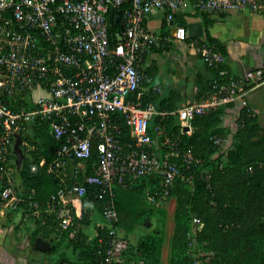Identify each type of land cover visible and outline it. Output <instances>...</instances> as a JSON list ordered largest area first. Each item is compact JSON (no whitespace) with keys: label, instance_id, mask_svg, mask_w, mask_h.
Returning a JSON list of instances; mask_svg holds the SVG:
<instances>
[{"label":"built area","instance_id":"2783aa9c","mask_svg":"<svg viewBox=\"0 0 264 264\" xmlns=\"http://www.w3.org/2000/svg\"><path fill=\"white\" fill-rule=\"evenodd\" d=\"M189 4L206 12L250 8L264 13V0H0V199L20 216L26 210L22 204L32 215H40L35 191L28 197L21 192L14 140L29 125L48 123L49 134L59 145L47 172L58 177L61 186L45 203V211L68 230L78 212L75 202L84 200L90 187L97 188L102 205L85 201L81 206L86 215L99 214L104 221L99 226L106 233L99 238L100 257L95 264H152L138 250L139 239L134 241L132 233L117 225V185L144 179V203L166 206L175 197L177 179L193 183L194 167L202 163L192 149L181 151L179 141L169 135L164 134L158 144L150 131L153 117L177 115L189 132L194 117L219 107L233 104L252 111L248 95L264 83L263 67L242 76L231 74L221 68L226 56L216 43L206 36L191 38L185 25L174 24L176 12ZM112 9L123 10L121 15L113 14L120 24L115 44L109 31ZM153 9L165 11L166 21L175 25L171 34L158 35L146 27L145 17ZM188 39L208 67L218 68L219 75L229 79H213L205 97L171 112L154 102L144 104L146 56L173 40ZM213 142L221 150L231 144L229 137L214 136ZM21 146L25 154L34 148L24 139ZM94 148L97 158L89 172ZM44 164L41 159L39 166ZM203 226L194 215L189 239Z\"/></svg>","mask_w":264,"mask_h":264},{"label":"trees","instance_id":"16d2710c","mask_svg":"<svg viewBox=\"0 0 264 264\" xmlns=\"http://www.w3.org/2000/svg\"><path fill=\"white\" fill-rule=\"evenodd\" d=\"M209 25L206 22V38L216 43L225 54V46L211 37ZM119 28V22L109 24L111 44L117 42L116 32ZM208 68L213 73L209 82L210 89L205 95L200 89L197 94L199 100L212 90L213 79H229V75H219L218 68ZM221 68L225 69L224 65ZM157 98L155 92L145 93L143 103L155 102ZM157 104L162 110L174 111L179 107V96L171 93ZM224 113L225 106H222L203 116L194 117L189 132L181 127L177 115L171 114L164 118L155 116L150 122V131L158 144L162 143L164 134L169 135L179 141L181 151L192 149L194 155L202 160L201 164L194 167L193 183L179 178L172 192L176 197V206L169 264H264V127L247 106L241 108L234 129L221 125ZM159 126L163 134L159 133ZM20 134L34 146L18 170L21 192L28 197L34 190L41 206V213L34 220V239H53L45 254L53 255L62 249H71L77 255L76 260L64 258L58 264H95L100 257L99 238L106 230L98 226L96 235L86 236L85 230L91 225L92 218L82 212L81 206L85 201H91L98 207L102 205V201L96 197L97 188L90 187L85 199L75 202L78 210L75 223L70 229L62 230L55 215L45 211L44 207L61 186L60 179L47 172V165L54 159L59 143L49 134L46 122L33 123ZM230 135L232 142L224 150L213 142L214 136L228 138ZM96 158L94 148L89 172L94 171L93 161ZM41 159H45L43 166H39ZM33 164L38 165L35 171L31 169ZM72 166L73 163L70 164ZM66 177L71 183V173ZM142 181L144 179L136 184L116 186L119 212L117 225L131 234L140 223L158 214L157 227L153 232L140 237L137 247L152 264H161L167 212L165 206L152 207L144 203L142 196L145 184ZM21 207L31 212L28 206L22 204ZM194 215H198L204 223L196 241L197 246L211 255L209 263H196L188 253L189 232Z\"/></svg>","mask_w":264,"mask_h":264},{"label":"crops","instance_id":"0c3cea01","mask_svg":"<svg viewBox=\"0 0 264 264\" xmlns=\"http://www.w3.org/2000/svg\"><path fill=\"white\" fill-rule=\"evenodd\" d=\"M177 20L186 26L187 31L188 24L201 22L203 36H206V22H209L208 31L211 37L225 46L224 67L231 74L242 76L247 70L264 68V13L254 12L250 8L206 12L189 4L176 12L174 24ZM174 24L166 21V13L161 9H153L145 17L146 27L158 35L171 34ZM142 67V91L155 92L158 97L163 95V98L176 93L179 96V107L192 101L200 89L205 95L213 78V73L197 54L189 39L173 40L166 48H155L146 56ZM248 105L256 114L259 124L264 127V83L249 93ZM241 108L239 105L225 106L221 125L234 129ZM178 120L180 123L179 118ZM229 138L231 143L232 136ZM159 150L160 153L164 152L163 148ZM18 183H21L20 178ZM20 215L7 208L0 199V264H58L64 258L72 259L68 249H62L53 255L37 250V238L33 237L34 226L26 216ZM94 217H100L98 224L104 223L101 215L96 214Z\"/></svg>","mask_w":264,"mask_h":264},{"label":"rangeland","instance_id":"374dc122","mask_svg":"<svg viewBox=\"0 0 264 264\" xmlns=\"http://www.w3.org/2000/svg\"><path fill=\"white\" fill-rule=\"evenodd\" d=\"M158 49V48H156ZM163 98V95H160L157 99L156 102L160 99ZM196 99L197 101L199 100L197 95H195L191 100L193 101ZM194 100V101H196ZM157 104V103H156ZM158 106V104H157ZM159 129L160 126H159ZM18 179L20 178V175L17 173ZM21 181V178H20ZM175 197H171L167 205L164 207L166 209L167 215H166V220H165V241L163 244L162 248V262L161 264H169L170 260V255H171V244H172V237L174 233V211H175ZM26 214V215H25ZM23 215L26 216L27 219H29L30 222H32L34 226V220H35V215H32L30 212L27 210L23 212ZM159 215H153L146 221L140 223L135 231L132 233V239L135 241L139 239L140 237L149 234L155 230V228L158 225L157 219ZM100 217H94L91 220V225L85 230V235L88 237H91L90 235L96 233L97 227L99 226L97 221ZM18 223V222H17ZM188 253L194 257L196 263H209L211 260V255L206 254L199 246H197V241H196V236H192L188 242ZM70 252V257L72 258L71 260H76L77 255L71 250L68 249Z\"/></svg>","mask_w":264,"mask_h":264},{"label":"water","instance_id":"95a60500","mask_svg":"<svg viewBox=\"0 0 264 264\" xmlns=\"http://www.w3.org/2000/svg\"><path fill=\"white\" fill-rule=\"evenodd\" d=\"M114 12H116L118 15H121L123 10L117 9L115 11L114 9H112L110 11V14H109V22L110 23H113V22L117 23V21H118V17L115 20L113 19ZM176 23L178 25H184L180 20H177ZM188 32H189V36L191 38L203 36L204 30H203L202 23L201 22H194V23L188 24ZM188 129H189V126H186L184 128V130H188ZM22 141H23L22 135L18 134L15 136L14 153L16 155V165H17L18 170L22 167L23 160L26 157V154L23 151V148L21 146ZM52 242H53V239L46 240L42 237H38L35 241V248L39 251L46 252L50 249Z\"/></svg>","mask_w":264,"mask_h":264}]
</instances>
